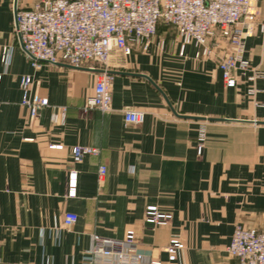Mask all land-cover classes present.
<instances>
[{
  "label": "crops",
  "instance_id": "obj_1",
  "mask_svg": "<svg viewBox=\"0 0 264 264\" xmlns=\"http://www.w3.org/2000/svg\"><path fill=\"white\" fill-rule=\"evenodd\" d=\"M13 1L0 0V264H84L93 235L120 240L128 231L136 233L143 264H238L226 252L235 227L264 224V80L252 99L243 78L225 86L217 58H196L194 46L185 57L169 55L170 45L162 53L156 39L149 53L116 60L111 111L85 113L96 75L35 69L14 35ZM256 7L245 58L264 69V0ZM171 28L160 27L157 37L177 38ZM3 48L11 50L7 65ZM25 76L50 102L31 123L21 105ZM127 110L145 113L144 122L126 123ZM75 146L100 155L75 163ZM100 166L107 169L101 183ZM149 207L172 220L152 227ZM67 213L78 220L63 228ZM172 240L184 245L175 260L165 251Z\"/></svg>",
  "mask_w": 264,
  "mask_h": 264
},
{
  "label": "built area",
  "instance_id": "obj_2",
  "mask_svg": "<svg viewBox=\"0 0 264 264\" xmlns=\"http://www.w3.org/2000/svg\"><path fill=\"white\" fill-rule=\"evenodd\" d=\"M13 14L14 35L37 70L47 64L96 71L90 64L107 65L114 54L149 53L156 39L164 48V41H158L157 36L160 27L167 26L177 32L180 57L186 56L188 46H194L196 58H217L226 87L235 88L238 80L245 78L249 84L247 95L254 99L259 92L257 82L264 80V69L252 66L245 58L246 41L257 27L256 0H31L25 6L14 0ZM260 30L264 32V24ZM10 53V49L3 48L5 65ZM99 71L95 74L94 94L86 99L82 108L85 113L111 111L113 74L104 69ZM34 85L30 76L21 80V105L28 110L31 122L50 106L48 98L34 93ZM56 119L54 115L53 120ZM124 119L128 124L140 125L145 113L127 110ZM203 152L204 138H200L197 153L201 156ZM99 155L100 150L96 148H72L75 163L87 156ZM106 172L105 166L99 167L100 183ZM68 188L69 195L75 196V174H71ZM77 220V215L67 213L62 227L70 228ZM171 220V215L159 212L156 207L148 208L145 214L146 223L152 227L167 226ZM181 249L182 243L173 240L166 252L175 260ZM228 253L238 264H264V225L259 230L236 227ZM145 258L138 249L134 231H128L120 240L93 235L92 249L84 264H143Z\"/></svg>",
  "mask_w": 264,
  "mask_h": 264
},
{
  "label": "rangeland",
  "instance_id": "obj_3",
  "mask_svg": "<svg viewBox=\"0 0 264 264\" xmlns=\"http://www.w3.org/2000/svg\"><path fill=\"white\" fill-rule=\"evenodd\" d=\"M257 16H258V14H257ZM168 28H169V30H168ZM164 29H166L167 31L166 32H168V31H170V30H172V28L171 27H167V26H164ZM161 36V35H160ZM167 37H168V39H167ZM167 37H165V36H161V38L160 37H158V41H164V48H159V49H161V50H159L160 52H162V53H165V52H168L169 51V45L170 46H172V50H170L169 52H168V54L170 55H173V54H177V52H178V54H179V49L177 48V47H175V46H177L178 45V42H179V38L177 39L176 37H174V35L173 34H168V36ZM173 38H175V39H173ZM222 46H224L225 48L227 47V44L226 43H224L223 42V44H222ZM160 47V46H159ZM223 47V48H224ZM219 51V49H217L216 50V53ZM179 56V55H178ZM120 57V54H114L111 58H110V60H109V62L107 63V65H102V64H99V63H92V64H90V66L91 67H94V68H96V70H99V69H104V70H108V71H110L111 73L113 72V70H114V64H116L115 62H116V60H118V58ZM252 65V64H251ZM253 66V65H252ZM85 69V68H84ZM91 73H94V74H96L97 72H91ZM244 80H245V78H243ZM246 81V80H245ZM226 86V85H225ZM238 86V85H237ZM236 88V87H235ZM30 121V120H29ZM30 123H31V121H30ZM202 135H204V134H201L200 135V137H199V140H200V138H204V144H205V135L204 136H202ZM150 208V207H149ZM158 210V209H157ZM147 211V210H146ZM159 211V210H158ZM159 212H161V211H159ZM161 213H163V212H161ZM145 214H146V212H145ZM164 214H167V215H171V214H169V213H164ZM172 216V215H171ZM146 222V221H145ZM170 223V222H169ZM264 225V224H263ZM238 226H241V225H238ZM238 226H236V227H238ZM236 227H235V229H236ZM241 227H244V226H241ZM245 229H248V230H254V229H256V230H259V228H246V227H244ZM262 228V227H261ZM235 231V230H234ZM134 233H135V231H134ZM234 234V233H233ZM135 235H136V233H135ZM233 237V236H232ZM232 240V239H231ZM173 241V240H172ZM177 241H179V240H177ZM180 242V241H179ZM170 244H171V242H170ZM170 244H169V246H170ZM230 244H231V242H230ZM230 244L226 247V252H227V254L231 257V258H233V259H235L234 257H232L229 253H228V247L230 246ZM182 245H183V243H182ZM168 246V247H169ZM167 247V248H168ZM166 248V249H167ZM183 248H184V245H183ZM166 249H165V251H166ZM237 260V259H236ZM154 262H156V263H158V264H160L159 262H157V261H154Z\"/></svg>",
  "mask_w": 264,
  "mask_h": 264
},
{
  "label": "water",
  "instance_id": "obj_4",
  "mask_svg": "<svg viewBox=\"0 0 264 264\" xmlns=\"http://www.w3.org/2000/svg\"><path fill=\"white\" fill-rule=\"evenodd\" d=\"M17 1V0H16ZM60 66H65V67H67V68H71V69H77V68H73V67H70V66H67V65H60ZM78 70H85V71H88V72H100L99 70H96V71H92V70H90V69H84V68H82V69H78ZM112 74H114V72H112ZM264 124V123H263Z\"/></svg>",
  "mask_w": 264,
  "mask_h": 264
}]
</instances>
